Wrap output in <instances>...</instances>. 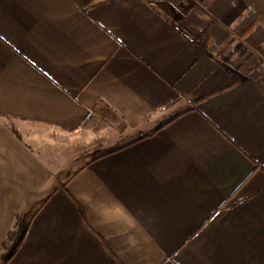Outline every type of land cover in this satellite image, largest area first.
I'll use <instances>...</instances> for the list:
<instances>
[{
	"label": "crops",
	"instance_id": "1",
	"mask_svg": "<svg viewBox=\"0 0 264 264\" xmlns=\"http://www.w3.org/2000/svg\"><path fill=\"white\" fill-rule=\"evenodd\" d=\"M0 264H264V0H0Z\"/></svg>",
	"mask_w": 264,
	"mask_h": 264
},
{
	"label": "trees",
	"instance_id": "2",
	"mask_svg": "<svg viewBox=\"0 0 264 264\" xmlns=\"http://www.w3.org/2000/svg\"><path fill=\"white\" fill-rule=\"evenodd\" d=\"M24 227H25V219L22 216H18V218L16 220L15 228L12 231H10V233H9L8 242L13 237L18 238V240L16 241V243L11 244L10 246H9V243L7 241L5 242L4 246H6L7 249L10 248L9 249L10 251L7 252L4 256H7L8 254H12L14 252V249H16L18 242L21 239L20 237L22 236V233L24 231Z\"/></svg>",
	"mask_w": 264,
	"mask_h": 264
},
{
	"label": "rangeland",
	"instance_id": "3",
	"mask_svg": "<svg viewBox=\"0 0 264 264\" xmlns=\"http://www.w3.org/2000/svg\"><path fill=\"white\" fill-rule=\"evenodd\" d=\"M102 125H103V121H102ZM121 141L122 140H111V141L105 142L101 146L97 147V152L99 153V152L104 151L105 149H108L110 147H114V146L118 145L119 143H121ZM17 240H18V238L13 237L11 240H9L8 243H16Z\"/></svg>",
	"mask_w": 264,
	"mask_h": 264
}]
</instances>
